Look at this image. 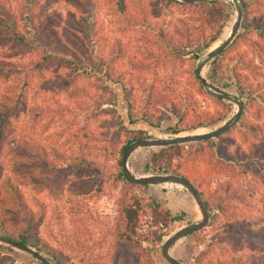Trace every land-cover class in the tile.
<instances>
[{
    "label": "rangeland",
    "instance_id": "374dc122",
    "mask_svg": "<svg viewBox=\"0 0 264 264\" xmlns=\"http://www.w3.org/2000/svg\"><path fill=\"white\" fill-rule=\"evenodd\" d=\"M218 1L227 6L230 18L221 39L210 50H202L201 57L197 61L189 55L182 65L179 61L173 64L164 60L149 69L146 66L151 62L147 55L148 40L155 41L154 35L150 33V36L142 35V29L128 26L129 22L126 21L125 11L139 22H143L146 18L154 28L163 26L166 33H172L176 23L179 24L178 19L182 17L180 11L174 9L170 14L155 18L152 13L156 0H124L125 6L122 13L118 8L117 0H96L97 31L102 38L101 44L104 46L105 54L116 56L119 48H123L126 52L125 57L114 66L116 77H121L123 83L132 91L138 108L152 114L154 121L163 118L160 126L156 127L145 121L131 124L123 83L116 84L105 79L101 74L99 77L105 79L106 84L117 95L116 105L113 108L118 112V116L100 114L86 121L81 117L83 112L88 108H100V110L105 108L111 93L106 92L104 85L96 78L85 76L79 77L70 87H62L61 79L70 77L71 70L55 66L49 70H43L41 75L35 71V77L32 76L29 79L30 81L34 77L28 87L24 85L28 80V70H21L20 74H16L18 80L23 81L21 83L13 80L2 81L1 104L5 102L6 98L13 96L12 89L27 88L25 94L28 109L14 121L15 135L29 138L32 144L44 150L47 155H51L55 150L58 154L67 156L70 162L73 159L74 163H77L78 156H80L79 142H82V145L89 144L88 160L95 162L98 167H105L104 171L116 174L119 169L118 160L122 156V147L128 139L127 134L120 129L118 118L123 121L122 126L127 129L144 132L146 136L142 139L149 137L173 139L178 136L205 134L221 128L235 117L239 109L236 102L238 99L242 100L244 108L246 107L242 121L238 122L236 127L232 126L229 134L215 142L223 146L227 155L253 153L255 156L264 155V40L253 35L248 39V42H241L236 52L229 54L231 57L236 56L234 63L238 61L239 57H242L245 64L250 65V69H245L242 72L247 75L254 87L263 89L262 98L258 97L255 103L247 105V97H240L232 80L212 76L210 64L213 59L204 63L202 70V77L208 84L206 87L203 85L205 91H202L192 75L193 68L195 67L197 70L199 63L206 58L209 52L228 38L238 18L240 0ZM27 2L28 0H0V4L11 9L12 14L19 21L21 29L25 24ZM261 2L264 5V0ZM38 13L40 17L36 19L38 23L36 26L41 27L47 20L48 28L54 27L59 39L63 40L64 44H67L68 38H65L63 28L71 23V15L77 14L78 19L82 17L70 0H38ZM261 17L264 19V7L250 15L251 20ZM242 31L240 26L238 34ZM151 49L157 51L158 48L156 45H151ZM39 58V55L29 56L23 53L19 46L0 47V60L28 65ZM142 82L155 85L163 97L167 94L175 96L173 92L190 95L193 104L189 107L186 117L188 126H194L200 121L209 120L217 117L219 113L225 112L220 101L210 95H222L219 90L225 92L223 95L226 97L225 101L231 106V111L226 114L224 119L208 128L186 131L175 136L169 132V129L176 125L177 117L171 113L168 119L164 118L165 107L159 105L156 100L148 106V102L146 104L147 96L141 90ZM82 90L89 92L90 98L81 95ZM112 124L115 126H112L107 137L108 127ZM84 126L87 128L85 129ZM118 128L121 132L119 138L115 140L112 136ZM85 133L91 137H86ZM113 140L115 145L111 146L109 142ZM105 144L107 151L99 150ZM190 144L199 150V156L198 159L188 163L185 162L184 157L183 159L176 157L174 166L182 164L180 176L186 177L190 183L205 193L204 197H201L202 199H225L228 196L226 200L228 203L224 206L227 213L220 214L214 223L223 227L238 218L248 232L247 238L242 232L237 233L238 247H230L229 244H226L229 246L226 254L217 252L212 257L213 262L203 259L202 264H261L263 260L260 263L257 261L264 259V181L252 167L246 177L240 175L233 177L228 173L223 178L222 175L213 172L209 158L210 147L203 145L201 141L181 145L190 146ZM95 145L96 149H94ZM162 148L165 147L136 149L128 159L131 173L137 178L163 175L158 174L150 164L153 154ZM216 157L222 161L221 155L216 154ZM49 159L50 161L54 160L53 157ZM60 163L58 161L57 164ZM14 164L15 161L9 155L7 146L0 145L1 175L4 178L6 176L16 178L14 183L19 186V191L34 218L39 221L36 227L39 237L48 244L50 250L58 255L63 264H110L109 256H105L104 253L107 251L108 242L115 237L114 230L111 228L119 215L118 199L121 196L123 184L118 187H109V184H104L103 187H100L98 177L94 173L86 171L83 176H77L75 169L72 168L59 174L60 185L58 188L49 190L46 187L31 184V176L41 181L42 178H48V173L31 169L19 177L12 172ZM65 167V165H61V168ZM49 175L52 176L53 173ZM228 184L231 186L230 189ZM235 189L240 190L244 202L232 199L230 194ZM249 190L254 192L258 198H251ZM8 192L7 189H4L0 192V196L9 199L12 195ZM140 194L145 198H156L164 208L170 210L172 217H181L180 220L172 223L164 241L155 245L145 243L153 264H171L163 254L164 244L183 228L201 222L202 212L191 193L181 185L171 183L149 185L147 189L140 191ZM2 210L0 207V222L4 224L10 234L16 236L19 229L17 225L21 223L19 217H8L2 213ZM40 213L43 215H38ZM147 227L148 225L144 228ZM212 229L211 226L205 227L201 235L211 232ZM253 235L257 237L253 238ZM79 240L87 247L86 251L79 250L80 245H76ZM195 240L196 237L193 236L179 240L171 248L170 255L183 264H197L196 258L203 252L204 246H197ZM68 242L71 246H67ZM41 256L50 259L52 264H58L53 261L51 255H47L45 252H42ZM0 264H39V260L24 250L0 242Z\"/></svg>",
    "mask_w": 264,
    "mask_h": 264
},
{
    "label": "trees",
    "instance_id": "16d2710c",
    "mask_svg": "<svg viewBox=\"0 0 264 264\" xmlns=\"http://www.w3.org/2000/svg\"><path fill=\"white\" fill-rule=\"evenodd\" d=\"M70 1L74 3L76 9L82 15L81 19L84 18V20L78 19L77 14L71 15V23H69V26H64L63 28L65 38H68L67 44H64L63 40L59 39V35L55 32L54 27L48 28L47 20L41 27L36 26L38 24L36 19L40 17L38 13V0H28L23 29L20 28L19 21L12 14L11 9L0 4V47L19 46L22 48V52L29 56H40L38 60L30 62L28 65L0 60V92L2 81L9 82L13 80L19 81L20 83L23 82L18 80L19 78L16 75L20 74L21 70H28L29 72L28 80L24 84L28 87L31 80L35 77V71H38L41 75L43 70H49L55 66L58 68L66 67L71 70V73L70 77L61 79L62 87H70L79 77L85 76L87 78H96L104 85L105 91L111 93L110 100L107 102L105 108L101 110L100 108H88L83 112L81 117L88 121L100 114L118 116V112L113 108L116 105L117 95L106 84L105 79H109L116 84L123 83L121 77H116L114 66L119 60L125 57L126 52L123 48H119L116 56L105 54L106 51L101 44L102 38H100L97 31L96 0ZM240 1L243 7V19L241 23L243 31L236 36L226 49L222 50L211 61L210 65L212 76L214 78L232 80L240 97H247L248 105L255 103L258 97L262 98L261 93L263 89L254 87L250 83L247 75L242 72L245 69H250V65H246L242 57H239L238 61L234 63L236 56L231 57L229 54L236 52L241 42H248V39L253 35H257L264 40V19L261 17L251 20L250 18L253 12L262 10L264 5L261 0ZM124 4V0H117V5L121 13L124 11ZM154 6L152 15L155 18L170 14L174 9H178L182 17L178 19L179 24L176 23L173 32L166 33L163 26L154 28L146 18H144L143 22H139L129 12L126 13L125 11L126 21L129 22L128 26L142 29V35L148 36L149 33L154 35L155 41L148 40L149 50L147 55L151 59V62L146 66L149 69L164 60H168L173 64L179 61L182 65L189 55L195 61L199 60L202 50H210L221 39L223 30L230 18L227 6L218 0H198L193 3H186L183 0H156ZM151 45H156L158 48L157 51L151 49ZM99 74L103 75L105 79L100 78ZM192 75L200 85L202 91H205V87L200 81L195 67L193 68ZM32 76L34 77L29 81ZM122 85L129 107L128 115L130 123L135 124L139 121H145L150 125L160 126L163 118L154 121L152 114L137 107L136 100L133 98L132 91L129 87L124 83ZM140 86L143 94L147 96L146 104L148 102V106L156 100L159 105L165 107L166 114L164 113V118L168 119L171 113L177 117L178 122L173 128L169 129V132L175 136L181 135L186 131L208 128L224 119L226 114L231 111V106L225 101L226 97L224 95L210 94L214 99L220 101L225 112L219 113L217 117L209 120L200 121L194 126H188L186 117L189 107L193 104L190 95L173 92L175 96L167 94L163 97L161 96V92L158 91L159 88L155 85H148L142 82ZM12 91L13 96L6 98L3 104L0 103V145L7 146L9 155L15 161L12 170L13 174L21 177L22 174H25L26 171L31 169L48 173V178H42L41 181L31 176V184L42 186L43 188L46 187L49 190L58 188L60 185L58 180L59 174L72 168L75 169L77 176H83L86 171L94 173L98 177L100 187H103L104 184H109V187H118L120 184H123L121 196L118 199L119 215L115 220L114 226L111 228L114 230L115 237L108 242V248L104 255L109 256L108 260L110 264H153L151 255L145 247V243L155 245L164 241L165 237L168 236V230H170L172 223L180 220L181 217H172L170 210L164 208L156 198L143 197L140 191H144L149 185L128 182L125 177L122 161L124 152L128 146L141 140L146 134L142 131H131L127 129L125 126H122L123 121L118 118V124L121 125L120 129L127 134L128 139L122 147V156L118 160L119 169L116 174H112L107 170L104 171L105 167H98L95 162H90L87 158L89 144L82 145V142H79L80 156H78L77 163H74L73 159L70 162L67 156H62L55 150L52 151L51 155H47L44 150L32 144L29 138L15 135L14 121L28 109L25 94L27 88L12 89ZM82 91L81 95L85 98H90L89 92ZM245 111L246 107L242 110L238 122L242 121ZM236 124L233 126L236 127ZM112 126L115 125L112 124L108 127L107 137ZM84 128L86 129L87 126H84ZM231 130L230 128L213 139L201 141L203 145H207L211 149L209 158L213 172L217 175H222L223 178L228 173L233 177L237 175L246 177L252 167L264 181V155L255 156L254 153L227 155L223 150V146L215 142L216 140L220 141ZM120 132L118 128L112 137L115 140L118 139ZM85 136L91 137L87 133H85ZM90 139H88L89 142ZM109 144L114 146L115 141L113 140ZM94 147V149L97 148L96 145ZM99 150L107 151L106 144L105 146L102 145ZM216 154L221 155L222 161L216 157ZM198 156L199 150L191 146V144L190 146L175 144L155 152L150 164L158 174L180 175L182 174V164H179L177 167L174 166L176 157H181L182 159L184 157L185 162L188 163L198 159ZM51 157L54 158L53 161H50L49 158ZM58 161L61 163L57 164ZM61 165H65L66 167L61 168ZM50 173H53V175L50 176ZM0 176H2L1 171ZM183 178L188 180L186 177ZM0 181L2 183H0V192L7 189L9 191L8 193L12 195L9 199L0 196V207L3 209L2 213L8 217H19L21 221L17 225L19 229L16 236L10 234L5 229L4 224L0 222V242H4L13 248H18L15 246L17 244L40 256L42 252H45L47 255H51L53 261H56L58 264H63V261L60 260L58 255L53 250H50L48 244L39 237L36 228L39 221L34 218V215L19 191V186L14 183L16 178L10 176L4 178L2 176L0 177ZM194 188L203 198L205 193L197 186H194ZM230 188L231 186L229 185ZM249 193L251 198H258L251 190H249ZM230 195L235 201H245L239 189L232 190ZM227 199L228 196L225 199H203L212 219L205 227L211 226L213 229L211 232L201 235L202 230L205 228L203 227L190 235L196 237L195 241L197 246H204L203 252L196 258L197 264H202L203 259L212 261V257L217 252L226 254L229 246L238 247V232H242L245 238L248 236L245 225L241 224L238 218L236 221L226 224L223 227L217 226L214 223L220 214L227 213L226 208H224L228 203L226 201ZM38 215L43 214L40 213ZM146 225L148 227L144 228ZM256 237V235H253V238ZM77 244L80 245V251L87 250V247L80 240ZM226 244H229V246H226ZM67 246H71L70 242H68ZM33 256L37 258L35 255ZM97 259L100 260L99 257ZM46 260L50 263L52 262L50 259ZM257 262L264 264V259L258 260ZM39 264L43 263L39 260Z\"/></svg>",
    "mask_w": 264,
    "mask_h": 264
},
{
    "label": "water",
    "instance_id": "95a60500",
    "mask_svg": "<svg viewBox=\"0 0 264 264\" xmlns=\"http://www.w3.org/2000/svg\"><path fill=\"white\" fill-rule=\"evenodd\" d=\"M186 3H193L198 0H183ZM242 16H243V7L240 4L239 7V14L238 18L232 28L231 33L229 34L228 38L219 46L215 47L209 54L206 56L204 60H202L198 67H197V75L202 82V84L206 87L208 86L207 82L204 80L202 77V70L204 67V63L209 62L210 60L214 59L222 50L226 49L233 41V39L236 37L238 34L239 28L241 26L242 22ZM220 94H225V92L219 90ZM238 103L239 109L233 119H231L229 122H227L225 125H223L221 128L216 129L212 132L205 133V134H196L192 136H178L173 139H162L158 137H149L142 139L140 141H137L130 146L127 147V149L124 152L123 155V169L125 173V177L128 182H133V183H144L147 185H163V184H177L185 187L191 195L194 197L196 200L202 215L203 219L201 222L187 226L177 232L174 236H172L170 239L167 240V242L163 246V254L165 258L171 263V264H183L179 260H176L170 255V250L171 248L181 239L190 236L192 233L196 232L197 230H200L201 228L207 226L211 219L210 212L208 211L207 207L205 206V203L199 193L195 190L194 186L185 178H183L180 175L176 174H168V175H158V176H147V177H140L137 178L135 177L131 171L129 170L128 167V159L130 155L138 148L140 147H168L171 145L175 144H185V143H193V142H199L205 139H213L217 137L219 134L225 132L226 130L230 129L234 124H236L241 116V112L244 108V102L242 100H236ZM16 247L26 250L27 252L35 255L43 264H51L49 261H47L45 258H43L40 255H37L33 253V251L24 248L19 245H15Z\"/></svg>",
    "mask_w": 264,
    "mask_h": 264
}]
</instances>
